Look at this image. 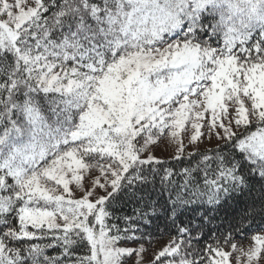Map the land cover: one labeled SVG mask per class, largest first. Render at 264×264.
Here are the masks:
<instances>
[{
  "label": "snow or ice",
  "instance_id": "obj_1",
  "mask_svg": "<svg viewBox=\"0 0 264 264\" xmlns=\"http://www.w3.org/2000/svg\"><path fill=\"white\" fill-rule=\"evenodd\" d=\"M0 264H264V0H0Z\"/></svg>",
  "mask_w": 264,
  "mask_h": 264
},
{
  "label": "trees",
  "instance_id": "obj_2",
  "mask_svg": "<svg viewBox=\"0 0 264 264\" xmlns=\"http://www.w3.org/2000/svg\"><path fill=\"white\" fill-rule=\"evenodd\" d=\"M204 39H208V37H203ZM214 42V41H213ZM261 227V223H260V220L259 218L257 219V221L252 225V228L253 229H258ZM250 230L249 229H245V231L243 233H235V242L238 243L240 246L247 243H248V240L250 238ZM167 240V237H165L163 240H157L153 246L155 245H158V244H161L163 242H165ZM201 243L203 244L204 241H201Z\"/></svg>",
  "mask_w": 264,
  "mask_h": 264
},
{
  "label": "rangeland",
  "instance_id": "obj_3",
  "mask_svg": "<svg viewBox=\"0 0 264 264\" xmlns=\"http://www.w3.org/2000/svg\"><path fill=\"white\" fill-rule=\"evenodd\" d=\"M164 243V242H163ZM163 243H161V244H163ZM161 244H158V245H155V246H153V249L152 250H155L156 248H159L160 246H161ZM249 246V244H247V243H245V244H243V245H241V247H243V248H247ZM151 251V250H150Z\"/></svg>",
  "mask_w": 264,
  "mask_h": 264
}]
</instances>
